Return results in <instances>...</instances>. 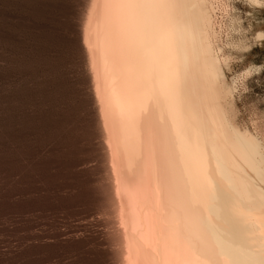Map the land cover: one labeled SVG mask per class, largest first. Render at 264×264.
Segmentation results:
<instances>
[{"label": "bare ground", "instance_id": "1", "mask_svg": "<svg viewBox=\"0 0 264 264\" xmlns=\"http://www.w3.org/2000/svg\"><path fill=\"white\" fill-rule=\"evenodd\" d=\"M219 2L0 0V126L12 101L24 116L64 108L101 174L109 231L55 232L60 249L102 247L115 264H264V152L227 102Z\"/></svg>", "mask_w": 264, "mask_h": 264}, {"label": "rangeland", "instance_id": "2", "mask_svg": "<svg viewBox=\"0 0 264 264\" xmlns=\"http://www.w3.org/2000/svg\"><path fill=\"white\" fill-rule=\"evenodd\" d=\"M219 1L216 44L227 102L237 125L254 135L264 152V0ZM46 14L29 16L42 22ZM7 112L0 126V264H115L102 256V247L60 249L51 238L58 232L62 239L93 240L109 231L87 133L64 108L24 116L12 101Z\"/></svg>", "mask_w": 264, "mask_h": 264}]
</instances>
